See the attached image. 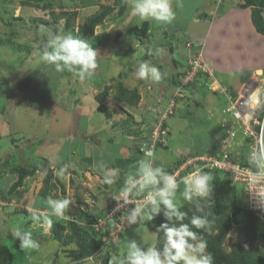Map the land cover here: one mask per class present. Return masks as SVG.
Returning <instances> with one entry per match:
<instances>
[{
	"label": "rangeland",
	"instance_id": "obj_1",
	"mask_svg": "<svg viewBox=\"0 0 264 264\" xmlns=\"http://www.w3.org/2000/svg\"><path fill=\"white\" fill-rule=\"evenodd\" d=\"M114 2L115 0H0L1 123H4L6 113L9 116L13 110L15 112L14 118L5 126L2 127L0 123V132L8 134L10 128L16 132L13 135L17 140V149L12 165L37 168L41 165L46 174L47 168L53 167L56 172L67 165L64 176H57L54 172V176L62 180H67L69 176L74 177L73 170L82 173V168L89 163L75 166L73 160L78 156L59 162L55 158L58 155L57 137L61 136L60 141L63 142L65 138L70 137L68 135H74L78 131L80 124L75 114L80 108L78 106H84L82 110H85L86 114L89 113L91 119L84 118L81 128L83 131L86 128L93 130L87 136L104 133L111 128V123H114L118 130L122 128L123 131H132L134 137L128 139L130 145L120 144L119 148L121 154L126 157L130 151L136 148L141 150L145 145L149 147L156 141L149 147L153 148L154 153L151 158L152 166L158 165L168 172L179 160L205 154L209 148L219 144L224 119L227 118L226 125H234L231 118L227 117V109L245 89L248 90L244 97L247 101L258 84L264 82V36L255 31L251 21L252 9L243 6L244 0H171L176 16L170 24L131 16L130 4L125 8L115 7L113 13L99 26L101 29L104 26L106 32H100L98 28V37L86 38L98 51V67L94 75L85 80H80L67 70L57 72L54 66L41 61L40 45L46 40V36L37 31L43 24L33 21L35 18L50 19L53 11L56 14L67 13L66 18L76 13L72 19L74 27L71 29L65 28V19L59 20L57 24L45 26L53 31L62 29L65 33L77 36L78 27L84 24L88 17L96 14L103 6H114ZM256 2L264 15V0ZM49 3L52 4L49 9L43 8ZM145 21L149 22L152 29L145 42H141L130 30L133 26L141 27ZM111 33L113 34L110 35ZM148 49L151 52L149 58L145 57ZM157 49L160 50L159 53ZM197 58L201 59V65L211 68L212 76L199 69L193 86L182 88L180 78L185 74L190 61ZM141 61L149 62L160 70L159 82L135 78L133 74ZM106 87L109 92L103 102H100L98 96ZM120 88L137 90L141 95L140 103L130 108L118 104L116 94ZM178 94H182L183 99H178ZM13 97V100H16L14 105L11 101ZM226 97H229V100H226ZM172 99H176L174 112L165 119ZM12 105L13 110L9 109ZM161 125L163 130L160 129ZM95 129H99V132ZM159 129L160 132L157 133ZM63 130L66 132L65 138L63 134L60 135ZM27 132H36L40 138L29 141ZM164 132L167 133L166 137L161 135ZM121 135H124L123 132H117L115 137L111 136L109 147L119 144ZM101 136L106 141L110 135ZM241 141H235V149L243 157L249 153L250 145L240 144ZM43 144L45 147H42ZM218 146L215 149H218ZM103 151L108 159L111 156L114 158L116 150L112 147ZM34 152H45L46 158L39 157L33 164L31 155ZM63 153L62 150L61 154ZM62 155H58V160ZM111 161L113 160H105ZM111 163L109 168H115L116 162ZM92 177L96 182L86 189L80 185V188H76L74 182L69 183L72 204L64 217H56L43 210L38 214L35 209L25 211L24 208L22 211L25 214H18L13 210H16L15 207L6 206V219L0 216V243L10 248L12 264H88L86 259L76 261L73 258L71 250L76 248L75 243L65 246L51 237L50 228L35 232L29 229L27 223L39 225L33 220L35 215H47L52 222L62 224L76 220L85 225L101 219L104 213L107 214L106 210L114 198H118L119 193L110 196L108 207L101 209L97 206V201L107 200L106 195L110 188L102 179H98L97 173H92ZM59 187L55 188V196V192L50 193L52 198L59 194ZM182 190L183 188L177 190L175 201L180 207L186 202L180 197ZM75 195L77 197L73 200ZM39 201L45 202L43 198H39ZM81 201L82 209L75 211V205ZM238 202L243 206L242 195L239 193ZM1 204L5 206L3 200H0ZM96 208L99 212L96 215L91 214ZM81 213L86 216H81ZM79 217L82 220L78 219ZM148 221L142 219L136 226L133 225L124 231L120 237H110L104 249L92 256V264H102V259L108 252L110 256L124 255V246L128 240H136L146 246L157 244L158 234L147 226ZM17 226H20L22 231L32 233V238L39 244L37 249L21 250V241L11 234V230ZM240 238L237 231L232 232L228 236L226 247L229 249V244L237 242ZM254 246L264 247V236L256 241Z\"/></svg>",
	"mask_w": 264,
	"mask_h": 264
},
{
	"label": "clouds",
	"instance_id": "obj_2",
	"mask_svg": "<svg viewBox=\"0 0 264 264\" xmlns=\"http://www.w3.org/2000/svg\"><path fill=\"white\" fill-rule=\"evenodd\" d=\"M129 4L130 15L138 16L141 20L152 19L159 23L170 24L176 16L171 0H129ZM37 31L46 36V40L40 45L41 61L54 66L57 72L67 70L80 80L94 75L98 67V51L89 43V40L74 36L72 33H65L62 29L53 31L45 25H40ZM159 51L157 49V53ZM133 75L138 80L154 82L161 80L160 70L146 61L139 62ZM246 103L250 111L245 119L255 120L264 130V120L258 118V114H264V82L258 84L251 92ZM142 152L144 159L138 162L135 173L127 176L118 199L123 198L124 202L128 203L130 197L140 196L145 189H148L143 202L136 203L126 219L129 224H136L138 218L152 221L163 208V215L168 222L156 227V233L161 234L158 236L162 244L146 246L136 240H128L124 246L125 254L111 256L109 264H181V262L182 264H214V257L208 251V242L193 230L210 229L213 221L208 219L209 214L192 215L188 218L187 213L182 211L180 205L175 202L180 183L184 185L180 192V197L184 201L191 204L194 200L207 199L213 192V175L201 168H195L178 182L175 174L165 171L163 167L152 166L151 158L154 153L151 148L145 145ZM247 159L249 165L255 168V171L252 167L248 170L250 184L255 186L264 180V140L258 141L251 148ZM98 167L103 173L104 184L111 186L117 182L119 169L109 168L103 162ZM66 171L67 165H64L55 172V175L62 177ZM239 194L242 195L243 201L241 189ZM256 203L264 205V191L257 192ZM46 204L51 209L52 215L64 217L72 201L67 197L54 199L49 196L46 198ZM242 205L244 206V203ZM197 211L203 210L197 207ZM186 218L189 219L188 223L184 222ZM38 219L39 217L33 216V220ZM43 223L46 226L45 230L52 226L51 219L47 217L44 218ZM11 234L21 241V250L39 247L38 242L32 238V233L22 231L20 226L14 227ZM86 260L88 264H92L93 257L88 256Z\"/></svg>",
	"mask_w": 264,
	"mask_h": 264
},
{
	"label": "trees",
	"instance_id": "obj_3",
	"mask_svg": "<svg viewBox=\"0 0 264 264\" xmlns=\"http://www.w3.org/2000/svg\"><path fill=\"white\" fill-rule=\"evenodd\" d=\"M244 7L252 9V24L255 30L264 35V15L257 5L256 0H244ZM51 3L44 5L43 8L49 9ZM129 0H115L114 6H103L94 15L88 17L84 24L78 27L77 36L80 38L93 37L97 26L101 25L105 19L110 16L115 7L120 6L122 8L127 7ZM39 6V5H38ZM40 7V6H39ZM67 13L56 14L54 11L50 14V19L35 18L33 21L40 22L43 25L57 24L59 20H66L67 29H71L73 26V17L76 13L66 18ZM150 24L148 21L143 22L141 27L133 26L130 30L139 41L145 42L149 36ZM151 56L150 49L145 57ZM109 92V88H105L103 93H100L98 99L103 102L105 96ZM116 99L120 102H124L133 106L138 105L141 99V95L137 90L120 88L116 94ZM134 156L130 159L117 160L115 168L119 170L118 177V189L120 190L125 182V171L138 167V162L144 156L143 152L136 148ZM57 160V159H56ZM158 167V165H155ZM169 171H172L170 167ZM123 170V171H122ZM14 173L18 176L17 181L12 185L10 193H13L16 189L21 187L24 180L37 171L36 167H16ZM210 172L213 177V192L205 200H194L193 203L185 202L181 208L182 211L187 213L188 218L192 215L202 216L208 213V219L213 221L210 229H193L198 235L208 242V251L212 253L214 257V264H264V247L254 246L255 242L260 238H263L264 230V213L251 211L245 206H241L238 202L239 190L236 186H233L231 181L225 180L222 173L219 171H207ZM54 170L49 168L47 170V176L44 181V188L42 195L48 197L54 187H57L53 183ZM183 188V187H182ZM181 189V188H180ZM112 205V204H111ZM110 205V206H111ZM197 207L203 211H197ZM164 209L162 208L161 213L156 216L152 221L147 222V226L156 232V227L162 223H167L163 215ZM106 214V213H105ZM104 214V216H105ZM33 216V215H32ZM39 217L36 222L38 224H44L43 220L45 215H35ZM81 216L85 217L84 213ZM103 216V217H104ZM82 220V218H78ZM92 220V218H90ZM94 220L92 222H95ZM185 223L189 222L186 218ZM30 224L29 222L27 223ZM138 223L135 224V226ZM171 226V225H170ZM41 230V229H40ZM39 230V231H40ZM36 231V232H39ZM51 237L54 240L59 241L63 245H70L72 242L75 243L76 248L71 250V254L76 261L86 259L88 256H93L97 252L104 249L106 244L102 240V234L95 231L94 229H88L80 226L76 220H69L65 224L57 221L52 222L50 228ZM237 231L241 238L237 242H231L229 249L226 247L228 236ZM161 235V234H158ZM47 239V238H46ZM52 239V240H53ZM162 244V240L158 236L157 246ZM110 253L108 252L102 259V264H109ZM0 264H12L11 261V250L5 245L0 243ZM182 264V262H181Z\"/></svg>",
	"mask_w": 264,
	"mask_h": 264
},
{
	"label": "crops",
	"instance_id": "obj_4",
	"mask_svg": "<svg viewBox=\"0 0 264 264\" xmlns=\"http://www.w3.org/2000/svg\"><path fill=\"white\" fill-rule=\"evenodd\" d=\"M251 21H252V19H251ZM99 26H97V28L95 30L94 37H98L99 36L98 35V28H99L100 32H103V33L106 32L105 29H104V26L102 27V29ZM166 27H168V26L166 25ZM150 29H152V27H150ZM158 29H162V28H158ZM112 34L113 33H111L110 35H112ZM107 36L108 35H106V37ZM262 36H264V35H262ZM128 89H130V88H128ZM133 90H135V89H133ZM13 99H14V97L11 99V101L13 102V105H14L16 100H13ZM0 102H2L1 96H0ZM119 103L121 105H126L129 108L131 106H133V105L118 101V104ZM13 105L11 107L9 106V109L13 110ZM78 107H80V108H78V110H77L75 115H76V117L79 120V123H78V124H80V125H78L79 129H78V131H76L74 133V135L73 134L72 135H68L70 137H67V138H65V135H66L65 130H63V133H60V135L63 134V137L65 138V140H63V142H61L60 141V137L61 136L57 137V139L59 141L57 143L58 155L59 154L62 155L61 154L62 150L64 151V153L61 156L62 158H60L58 160V155H57L55 160L57 159V162H59L60 160L67 161L68 159H70V158H72L74 156H78V158L76 160H73L75 166L80 167L84 163L85 164L89 163V164H87V166L82 168L83 171H82V173L80 172V174L76 170H73L72 173L74 174L73 175L74 177L69 176V177H67V180L66 179H64V180L57 179V177L54 176L53 183L57 187L60 186L59 187V194L54 199H60V198L67 197V198H69L71 200L72 197L69 194L71 187L69 186L70 185L69 183L74 182L76 188L80 185V186H83L82 188L86 189L87 186H90L91 184H94L96 182V179L92 177V173H94V175H96V173H97V175H99L98 179L100 178V179L103 180V173L101 172L100 168L98 167V165L101 162H103L105 165H107V167H109L108 165L111 166V164H112L111 162H117L118 159H130L131 157H135L134 156V151L135 150L134 151H130V153L127 155V157L124 154H121V152L119 151V148L121 147L120 144H123V146L130 145V141H128V139L134 137L132 131H123L122 128H120L118 130V127L116 128V125L114 123H111L112 126H111L110 129L107 128L108 129V130H106L107 132L106 131H104V133L103 132H99L98 131L100 129L99 128V129H95V130H97L99 132L98 135L92 134V135H88L87 136V134L92 133L93 130L86 128V129H84L85 131H83L82 128H81L82 127V121H83L84 118H87L88 120L91 119L90 118L91 115H89V113L86 114L85 110L84 111L82 110L84 108V106H82L83 108H81V106H78ZM3 109H4V112H5L6 110H5L4 107H3ZM0 113H2V110L0 111ZM83 113H85V114H83ZM129 113H130V111H129ZM6 115L8 116L7 113H6ZM14 115H15V112L13 110V112H11V114L8 117L5 116L4 123L2 124L1 121H0L2 127L5 126L7 123H9V121L14 118ZM1 116H2V114H0V117ZM138 123H139V121H138ZM9 126H11V125H9ZM117 132H123L124 135L123 136L122 135L119 136V140H120L119 144H114V146H111L113 148V150H116V152L114 153V158L111 156L110 159H108L107 155L104 154V151L102 152V150L106 151V150L111 149V147H109L111 145V144H109L110 143L109 141H111L110 137L111 136L115 137V134H117ZM13 133H16V132L11 131V128H10L8 134H2V131L0 132V140H2L0 142V200H3V202L5 203L4 204L5 206H3L2 204L0 205V216H2L3 219H6V216L4 215L6 213V210H5L6 206H9L8 208H10V207L14 208L15 207L16 210L15 209H13V210L17 211L18 214L19 213L25 214L22 211L23 208L26 209L25 211H29L31 209H35L36 210L35 212H38V214H41L42 210L43 211H48L49 213H51V209L46 204V198L47 197H44L42 195V193H41L43 188H44V181H45L46 175H47L46 172H45V169L42 170L41 165H40L39 168L36 167L37 171L35 172V174H33L31 176H28L24 180V183H23V185L21 187L16 189L13 193L9 192L11 187H12V185L18 179V176L14 173L13 170L16 167H19V166H17L18 164L17 165H12V163H13V161L15 159L14 152H16V149H17V140L14 137ZM103 134L110 135L109 137L107 136V140L106 141H104L102 139L101 135H103ZM135 134L138 135L137 133H135ZM26 137H27V140L30 141V140H34V139H39L40 135L37 134L36 132H31V133L27 132L26 133ZM42 141H44V139H42ZM42 147H45L44 144H43ZM39 157H45L46 158V153L45 152H40V153L36 154V152H34V154L31 155V158H32V161H33L32 163L34 164L35 162H37ZM47 158L49 159V155H47ZM142 159H144V156L142 157ZM105 160H113V161L105 162ZM45 161H47V160H45ZM18 162H19V160L17 161V163ZM113 168H114V166H113ZM48 169L49 168H47V170ZM51 169L54 170L55 168L52 167ZM135 170H136V168H133V169H130V170H124V171H126V174H125L126 175V179H127V176L129 174L135 173ZM93 171H96V173L93 172ZM54 172H55V170H54ZM61 181H63V183L64 184L66 183L67 185H63V183H61L62 184L61 185L60 184ZM80 186H79V188H80ZM36 187H38V188H36ZM55 188L56 187H54L52 189V191L50 192V193L55 192L54 196L56 195V191H57V189H55ZM109 188H110V192L106 195L107 200L103 201L102 199H99L97 201V203H98L97 206H99L101 209H103L105 207H108V204H109L108 198L110 196L118 195V193L120 192V190L118 189V179H117V182L114 185L109 186ZM36 193H38V194H36ZM177 193H178V191H177ZM40 194H41V196H40ZM49 196H52V195L49 194ZM76 197H77V195H75V197H73V200L76 199ZM39 198H41V199L43 198V201H45V202L41 203V201H39ZM80 204H82V201L75 205V207H74L75 211H78V210L82 209L83 206H81ZM31 205H33V206H31ZM109 208L110 207H108V209ZM83 211H85V209ZM94 211H95V213H94ZM107 211L108 210H106V212ZM98 212H99L98 208H96V210H92L90 213L96 215ZM103 213H104V211L102 212V214ZM45 216L47 217V215H45ZM28 226H29V229H31V230H33L35 232L39 231L42 228L45 230V227H44L45 225L44 224H42V225L41 224L34 225V223L32 222Z\"/></svg>",
	"mask_w": 264,
	"mask_h": 264
},
{
	"label": "built area",
	"instance_id": "obj_5",
	"mask_svg": "<svg viewBox=\"0 0 264 264\" xmlns=\"http://www.w3.org/2000/svg\"><path fill=\"white\" fill-rule=\"evenodd\" d=\"M200 62V58L190 61L185 74L180 78V85L182 88H189L193 86L195 76L198 74L199 69L202 72L212 76L211 68L201 65ZM214 82L212 84H214ZM247 91L248 90L245 89V92L240 94L235 103L227 109V117L231 118V122H233L234 125H226L227 118L224 119L223 127L221 128L223 129L222 136L219 139L220 143L217 144L219 145L218 149H215L217 145H214L212 148H209L205 154H196L195 156L183 158L179 160L174 166H172V171L168 172L175 174L177 181L179 182L181 181L182 177L189 174L195 168H201L205 172L208 170L219 171L224 175L225 180L231 181L233 186L238 188L241 187L240 189L243 194V203L245 207L251 211L264 213V205H258L256 203L257 192L264 191V180H261L255 186L250 184L248 170L252 166H250L248 163V154L242 157L240 152H237L235 149V141L242 140L240 144L248 143L251 150V148L255 146L258 141L264 140V130H262L261 125L255 120L249 121L245 119L246 114L250 111V108L244 99V97L247 95ZM182 97V94H178L177 96L178 99H181ZM226 100H229V97H226ZM175 106L176 99H172L170 108L165 114V119L173 114V109H175ZM258 118L260 120H264V116ZM160 129L163 130V125L160 126ZM160 129L157 133L160 132ZM161 135L166 137L167 133L165 134L164 132V134L161 133ZM155 143L156 141H153L149 147L153 146ZM252 170L255 171V168L252 167ZM182 187H184V185L180 183L178 189ZM147 191L148 190L143 191L140 196L130 197V202L128 203H125L123 198L114 199L112 205L107 211V214L101 219L92 222L91 224L83 225L82 222L78 221L77 223L84 228L94 229L95 231L101 233L104 243H106V241L112 236L120 237L124 231L135 225L129 224L126 217L127 215H130L131 210L136 205V203L143 202V197L146 195ZM139 221L140 220L138 218V222Z\"/></svg>",
	"mask_w": 264,
	"mask_h": 264
}]
</instances>
